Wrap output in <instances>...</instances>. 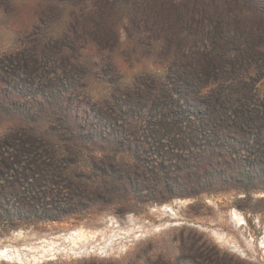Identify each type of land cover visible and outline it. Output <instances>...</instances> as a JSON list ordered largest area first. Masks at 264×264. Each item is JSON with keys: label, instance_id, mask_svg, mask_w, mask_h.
Instances as JSON below:
<instances>
[{"label": "rangeland", "instance_id": "obj_1", "mask_svg": "<svg viewBox=\"0 0 264 264\" xmlns=\"http://www.w3.org/2000/svg\"><path fill=\"white\" fill-rule=\"evenodd\" d=\"M94 1L0 0V143L17 138L14 133L28 122L29 113L32 118L41 114L40 126L47 122L49 110L42 111L38 96L64 90L60 80L66 72L57 69L62 63L69 68V53L60 40L74 17H79L80 30L93 28L88 10ZM151 1L156 3L153 10L168 9L171 36L148 34L151 24L131 26L117 44L107 46L110 64L99 68L92 64L94 55L84 51V96L89 104L106 110L112 93L121 103L130 98L127 94L143 100L150 88L173 81L184 107L201 111L199 118L208 129L219 123L221 113L235 108L237 100H264V0ZM129 3L130 9L136 8L140 0ZM84 40L82 44L90 42ZM43 50L49 56L45 64L38 60ZM214 87L222 96L230 94L232 102L221 107L202 95ZM108 111L113 118L118 113ZM102 116L105 119L90 118L86 126L65 124L72 139L63 153L77 174L100 172L106 158L127 155L134 150L131 142H139L138 135L130 137L129 128L122 133L121 122L112 124L111 115ZM219 124L228 144L247 158L205 175L202 184L212 191L163 203L135 201L128 212L114 208L1 226L0 264H264V116L253 128ZM164 149L166 164H171L177 149ZM2 155L5 150L0 148ZM5 172L0 164V174ZM144 186L140 183L138 189L142 200L147 199ZM24 198L19 184L0 187V205L10 203V210L19 201L17 206L28 212Z\"/></svg>", "mask_w": 264, "mask_h": 264}, {"label": "trees", "instance_id": "obj_2", "mask_svg": "<svg viewBox=\"0 0 264 264\" xmlns=\"http://www.w3.org/2000/svg\"><path fill=\"white\" fill-rule=\"evenodd\" d=\"M129 5V0H95L88 10L93 28L87 32L79 29V17L73 18L70 30L60 40L70 60H67L69 68L62 63L57 69L66 72L60 80L64 90L55 92L56 95L44 93L38 96L42 111L49 110L47 122L40 126L38 118L41 114L32 118L29 113L28 122L21 124L14 133L17 138L11 143H0L6 154L0 156V164L7 169L5 174H0V187L19 184L20 193L25 197V207L29 209L26 212L18 207L19 201L11 206V210L10 203L0 205V228L17 227L19 224L15 222L32 224L44 218L62 220L114 208L128 212L135 208V201L163 203L177 196H196L213 190H207L202 181L207 180L205 175L213 174L215 167L222 168L221 165L225 164L223 168L230 169L232 164L246 160V156L238 154L236 148L228 144L226 134L218 130L219 123L226 122L229 129L253 128L264 116V100L260 104L248 96L237 100V106L221 113L219 123L214 122L216 124L208 129L199 118L201 111L184 107L185 99L173 81L170 84L160 82L157 87L150 88L143 100L127 94L130 98L121 103L117 94L112 93V104L107 101L106 106L110 105L106 110L101 108L98 111L96 106L89 104L84 96L87 87L83 70L86 64L82 60L84 51L94 55L92 64L99 68L110 64L107 46L117 44L122 31L131 26L151 24L148 34L169 38L171 25L167 20V8L153 10L156 3L152 4L151 0H140L136 8L130 9ZM83 32L89 43L82 44L86 39L81 36ZM63 55L67 54L63 52ZM38 60L44 64L49 62L48 53L43 50ZM66 70L68 74L72 72V76L67 75ZM2 84H5L4 79ZM220 90L210 88L202 95L224 107L232 101L230 94L222 96ZM114 109L118 112L115 118L108 111L114 112ZM102 113L112 116V124L121 122L122 133L127 127L131 138L138 135L139 142H131L134 150L130 148L127 155L115 154L105 160L103 157V166L98 168L100 172L77 174L71 169L72 160L63 153L71 147L72 139L65 124L73 122L86 126L90 118L105 119ZM68 115L72 119L70 122ZM57 124L61 130L54 126ZM53 131L56 133L50 134ZM164 147L177 149L171 164H166L168 156ZM243 149L254 154L249 147ZM220 159L225 161L222 163ZM222 172L225 176L229 173L227 170ZM140 183L145 184L142 190L147 192L146 200L139 196Z\"/></svg>", "mask_w": 264, "mask_h": 264}]
</instances>
